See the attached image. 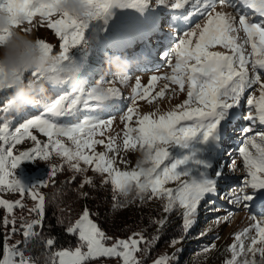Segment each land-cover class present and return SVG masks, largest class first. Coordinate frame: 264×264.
<instances>
[{"label":"snow or ice","instance_id":"obj_1","mask_svg":"<svg viewBox=\"0 0 264 264\" xmlns=\"http://www.w3.org/2000/svg\"><path fill=\"white\" fill-rule=\"evenodd\" d=\"M87 2L93 8L90 13L93 21L102 20L107 25L115 14L113 9L134 10L148 20L147 36L159 31L157 16L146 14L151 0H87ZM156 3L158 6L173 10H183L186 6H190L189 10L181 12L176 17V21L190 22L194 16H199L202 18V23H196L195 28L184 32L183 37L179 38L170 49V53L166 54L171 69L170 74L152 75L148 87H143L139 79L135 82L133 106L128 107L122 117L125 128L123 146L126 150L146 149L147 166H141L138 162L136 168L131 171H121L114 166L115 160L109 156V153L117 150L115 137L109 136L107 143L104 139H96L97 136L105 135V131L112 125L111 119L85 117L77 123L61 122L63 118L76 116L80 111V105L84 109L99 108L104 101L119 97L120 90L112 86L116 80L105 82L98 90L74 89L55 98L51 97L44 103L41 115L26 120L14 130L6 115L2 118L0 186L18 192L21 197L27 193L36 201L35 206L29 211L34 212L37 218L25 221L21 217L23 243L27 244L30 239L38 236L34 229L42 224L46 198L36 189L48 186V181L30 186L22 183L17 176V169L22 162L34 161L37 158L48 160L55 153L74 174L86 172L87 166H93L92 170L101 176L107 174L102 184L111 183L114 204L118 202L115 193L128 199L130 189L133 190L132 200L138 198L143 202L153 197L160 199L163 201L164 213L171 214L173 211H178L181 216L182 235L172 239L170 243L174 245L182 242L197 223L201 203L217 195L218 180L210 177L209 170L213 168V153H217L219 149L217 145L221 142L220 126L223 122H227L230 110L240 105L246 91L254 85H259V96L248 97L247 104L250 110L247 119L253 125L258 122L264 126V81L261 80V75L264 74V0H239V3L237 0H156ZM218 6L222 9H236L237 13L233 15L230 12L217 11ZM241 7L249 9L251 16L259 19H251L249 14L239 11ZM4 8L11 14L13 23L16 22L17 17H23L28 25L25 29L27 31L33 32V17L38 16L41 25L46 22V28L53 30L62 41L59 44L58 54L67 61L72 49L77 46H87L84 37L90 25L80 23L67 14L63 17L57 16L52 5L45 7L40 0H0V9ZM241 31L246 35L245 43L251 46L250 55H245L243 45L238 43ZM3 39L4 37L0 36V40ZM38 42L50 52H54L52 43L46 42V38L41 37ZM214 45H222L232 54L209 51L208 49ZM141 55L147 60L146 50ZM249 64L253 75H249ZM161 79L178 86L180 91H185L186 88L187 98L163 114H158L159 108L142 116L136 113V97L146 99L151 86ZM128 80L129 77H126L118 81L124 84ZM168 87L169 84L165 83L156 96L162 97ZM4 92L0 90V94ZM4 100L6 102L2 111L7 114L11 111V101L9 97L0 95V101ZM90 102L95 103L90 104ZM193 103L197 106L191 107ZM134 114L137 116V126L132 127L130 122ZM33 130L46 137V141L38 139L37 135L33 134ZM245 131L250 133L253 129L249 127ZM196 138L205 144L212 141L204 150V155L196 158L192 153L174 162L170 160L171 147L174 145L188 147ZM26 139L33 142V147L17 152V146ZM96 145H104L105 151L96 152ZM239 154L243 160L246 176L239 193L233 192L229 203L241 204L251 210L250 203L261 191H264V132H259L256 136H248L244 146L239 149ZM231 169L235 171V161L232 162ZM62 170V166L53 165L50 179ZM216 176L222 177V171H217ZM169 182H175L176 186L165 187ZM85 183L94 186L91 178L86 177L80 187ZM248 189L252 191L249 192ZM81 195L87 196V193ZM0 206L9 214L16 207H24L20 199L14 202L0 199ZM228 215L230 216L231 213ZM251 218L256 219L255 216ZM216 219L227 220L228 217ZM15 222V218L11 221L7 217L4 219V225H13L12 234L17 231L14 227ZM153 223L159 226L158 233L162 232L167 224V217L156 219ZM252 228L255 229L256 235L251 238L247 252L252 253L253 257L259 253L261 261H264V221H256ZM66 231L77 237L76 246L51 252L46 257L45 264H92L100 258L118 259L120 264H144L137 253L149 252L154 243L160 239L158 234L146 238L143 231L133 233L125 239H113L107 236L95 222L87 207L78 219L68 224ZM249 231L250 229L245 228L235 234V240L240 242V247L237 250L235 243L230 246L231 258L225 264H239L237 257L245 252L241 237ZM8 238L10 237H5V242L0 248V264H36V260L26 256L19 244L9 245ZM109 241H112L111 244L108 243ZM54 244V239L46 240V247L52 248ZM258 244L261 246L257 247ZM175 259V253L164 254L154 260L153 264H170ZM243 264H257V262L255 259L246 258Z\"/></svg>","mask_w":264,"mask_h":264},{"label":"rangeland","instance_id":"obj_2","mask_svg":"<svg viewBox=\"0 0 264 264\" xmlns=\"http://www.w3.org/2000/svg\"><path fill=\"white\" fill-rule=\"evenodd\" d=\"M237 3H239V0H237ZM189 9L190 6H186L185 9L177 12L178 10H173L169 7L158 6L156 0H151L149 11L146 14L149 16H157L159 31L152 33L150 36L146 35L148 20L144 16H141L134 10L122 11L113 9L115 14L108 21L107 25H105L102 20H98L90 24L84 37L87 41V46H77L69 53V62L79 69L80 75L83 76L84 73L88 74V76H83L87 82L86 90H90L97 84L98 81H100L102 85L105 84V82L116 80L112 78V73H105L104 71L106 53H119L121 55H127L135 61V66L130 70L128 82L121 84L118 80H116L115 84L112 85L120 90L119 97L104 101L99 108L84 109L83 106L80 105V111L76 114V116L62 122L77 123L85 117L104 120L111 119V127L105 131V135L103 137L97 136L96 139H104L105 143H107L109 136L115 137V147L117 150L110 152L109 156L115 160L114 166L121 171H131L136 168L140 155L138 148L136 150L131 148L126 150L123 146V133L125 128L122 117L126 114L127 108L133 106L132 97L134 96L133 89L135 88V82L139 79L143 87H148L152 75L164 76L165 74L171 73L168 59H166V54L170 53V49L174 47L179 38L183 37L184 32L195 28L196 23H202V18L199 16H194L190 22L184 20L176 21L177 16H171L172 13L179 15L181 12H185ZM217 11H226L232 13L233 15H236L237 13L236 9H222L219 6ZM239 11L247 13L251 16V13L247 8L241 7L239 8ZM251 19L258 20L259 18L251 16ZM25 24L28 26L26 22ZM32 27L33 32L37 35V37L46 38V42L50 41L53 45L54 53L58 54L60 51L59 44L62 43V41L59 40V37L55 35L53 30L46 28V22L44 25H41L40 18L38 16L33 17ZM245 40L246 35L243 31H241L239 33L238 43L243 45L245 55H250L251 46L250 44L245 43ZM141 42H145L146 44L149 43V45H151V51L153 52L157 66L150 68L147 64L142 65V63L146 61L140 58V55L143 52H138V47L136 46L141 44ZM208 50L212 52H226L228 54H232L229 49L224 48L222 45H214ZM248 68L249 75H253L251 64L248 65ZM261 80L264 81V74L261 75ZM165 83H168L169 87L164 90V95L162 97L156 96V93L161 90ZM173 89H175V92H173ZM258 89L259 85H254L252 88L248 89L242 97L240 105L230 110L229 119L227 122H223L220 126V133L222 136L223 134H230L229 130L231 126H233L232 122H236L238 124L237 128L239 129H236V131L238 130L239 132L229 138L232 140L230 142H234L235 144L233 148L234 152L230 157H227L226 150L220 146L221 143L217 145V147L219 146L217 153H213V161L216 163L214 164L213 162V168L209 170V175L210 177L218 180V193L201 203L196 223L197 228L199 229L198 231L201 232L200 243L202 244V254L206 259L205 264H225V262L231 258L230 246L235 243L237 245V250H239L240 242L235 240V234L242 232L245 228L250 229V231L245 236L241 237L245 252L237 257L239 264H243V261L246 258L248 260L255 259L257 264H261V257L259 253L253 257L252 253L247 252V248L251 245V238L256 235L255 229L252 228V225L255 224L256 221H264V191H261V193L258 194L250 203L251 210L244 208L241 204L229 203V198L232 193H239L244 177L246 176V170L243 166V160L239 154V149L244 146V142L248 136H256L257 133L264 132V126L260 125L258 122L253 125L247 119V114L250 110L249 105L247 104V99L252 95L258 97ZM153 97H155V99H153ZM186 98V88L185 91H180L178 86L161 79L158 80L155 85L151 86L149 96L146 99L136 97V113L142 116L143 114L154 112L157 108H159L158 114H163L164 112L175 108V105L182 103ZM149 100H151V103H149ZM94 103L95 102H90V104ZM196 106L197 105L195 103L191 105V107ZM36 116H32L22 122L16 123L12 126V129L14 130V128L19 124ZM136 119L137 116L134 114L133 120L130 122V126H137ZM249 127H252L253 129L250 133L245 131V129ZM33 134L37 135L38 139L41 141H46L47 139L35 130H33ZM257 140L259 142L258 137ZM65 143L69 142L65 141ZM211 143L212 141H209L205 144L202 143L199 138H196L190 142L188 147L174 145L169 149L170 160L174 162L175 160L182 159L185 155L192 153L195 154L196 158H200L204 155V150ZM32 147L33 142L26 139L22 144L17 146L16 151H24ZM251 150L253 152L255 151L254 149ZM95 151H105L104 145H96ZM49 159L61 160V158L56 156L55 153H53ZM233 161H235L236 164L235 171H232L231 169ZM87 168L88 170L83 173V180L86 177L90 178L94 175H100L92 170L93 166H87ZM217 171H222L223 176L217 177ZM42 172L43 163L37 158L34 161L22 162L20 167L17 169V176L22 183L23 176H31L32 185L42 181ZM32 175L34 176V179ZM106 175L107 174H104L103 177ZM175 186V182H169L165 185V187L173 188ZM36 190L42 194L41 187ZM248 191L251 192L252 190L248 189ZM0 199L10 202L20 199L22 204L26 203L31 208H33L36 204V201H34L29 194L26 193L23 197H21L18 192L9 191L3 186H0ZM5 211L7 219L11 221L14 218V212L9 214L6 209ZM229 213H231L230 216L228 215ZM79 215L75 218V220L79 218ZM225 216L228 217L227 220L221 219L217 221L216 219L217 217L223 218ZM252 216H255L256 219L253 220L251 218ZM23 218L26 219L25 221L28 220L27 216H24ZM31 220L33 219L29 217L28 221ZM22 233L23 229L21 236L24 238ZM130 235L126 237H119L118 239H125ZM6 236L10 237L7 239V243L9 245L17 244L20 239V234H12V232H6L5 237ZM108 243L111 244V242ZM260 246L261 245L259 244L257 245V247ZM92 264H120V261L113 258H100L93 261Z\"/></svg>","mask_w":264,"mask_h":264},{"label":"trees","instance_id":"obj_3","mask_svg":"<svg viewBox=\"0 0 264 264\" xmlns=\"http://www.w3.org/2000/svg\"><path fill=\"white\" fill-rule=\"evenodd\" d=\"M86 75L88 76L87 73L83 74L84 77ZM67 92H69V89L66 86L49 89L52 98ZM0 95L5 98L9 97L8 92ZM5 102L6 100L0 101V123L3 122L2 118L6 115V118L11 121V126L32 116L41 115L43 112V107H35L28 108L20 114L12 111L5 114L2 111ZM70 118H63L61 122ZM40 161L43 163L42 181H48V186L41 187L42 194L46 198L45 215L42 224L34 229L38 236L30 239L27 244L23 243L24 238L21 236V217L27 216L36 219V214L29 211L32 208L26 203L23 204V208L16 207L13 211L16 221L14 227L17 229L15 234H20L17 244H19L25 255L34 258L37 264H45L46 257L57 249L76 246L77 237L68 234L66 229L68 224L74 222L85 207L90 210L92 218L107 236L113 239L126 237L141 231H143L146 238L158 234L160 239L157 243H154L149 252L137 253L138 258L143 260L144 264H153V261L161 255H172L173 253H175L176 259L171 261L170 264H205L206 259L202 254V244L200 243L201 232L198 231L196 224L182 239V242H177L174 245L170 243L174 237H181L182 235L181 216L178 211H173L171 214L164 213L162 209L163 201L160 199L153 197L151 200L142 202L138 198L132 200V194H129V198L125 199L119 193H115L118 202L114 204V192L111 183L102 184L105 177L94 175L90 177L94 186L85 183L83 187H80L84 178L83 173L74 174L59 159H40ZM53 165L62 166L63 170L58 171L56 176L50 179ZM74 175L75 179H73ZM82 193H87V196L81 195ZM5 217V208L0 206V248L4 244L5 233L11 232L13 227L11 224L4 225ZM164 217H167V224L164 226L163 231L158 233L159 226L153 221ZM48 238L55 241L52 248L46 247Z\"/></svg>","mask_w":264,"mask_h":264},{"label":"clouds","instance_id":"obj_4","mask_svg":"<svg viewBox=\"0 0 264 264\" xmlns=\"http://www.w3.org/2000/svg\"><path fill=\"white\" fill-rule=\"evenodd\" d=\"M47 7L52 5L56 15L75 19L80 23L92 24L90 13L92 6L87 0H40ZM27 28L23 17H17L13 23L6 8L0 9V90L9 93L10 110L16 114L28 108L43 107L51 98L50 88L67 87L69 91L86 89V80L79 69L61 55L50 52L39 42V37ZM135 61L127 55L106 53L105 73L121 80L129 77ZM35 74V75H33ZM100 81L90 90H98ZM138 162L147 166L148 151L139 150ZM130 194L133 191L129 190ZM264 264V261H261Z\"/></svg>","mask_w":264,"mask_h":264},{"label":"bare ground","instance_id":"obj_5","mask_svg":"<svg viewBox=\"0 0 264 264\" xmlns=\"http://www.w3.org/2000/svg\"><path fill=\"white\" fill-rule=\"evenodd\" d=\"M178 12H179V10H178ZM137 47H138V52H145V50H146V52H147V60H145V58L143 57V56H141L140 55V58H142V59H144V61H146V62H144V63H142V65L143 64H147V65H149V64H153V63H155V58H154V56H153V53H152V51H151V45H149V43L148 44H146L145 42L144 43H142L141 42V44H138V45H136ZM150 49H149V48ZM232 153L234 152V149H232V151H231ZM229 154V153H228ZM31 182H32V180H31ZM26 220V219H25Z\"/></svg>","mask_w":264,"mask_h":264},{"label":"built area","instance_id":"obj_6","mask_svg":"<svg viewBox=\"0 0 264 264\" xmlns=\"http://www.w3.org/2000/svg\"><path fill=\"white\" fill-rule=\"evenodd\" d=\"M31 176L27 175V176H23V183L26 185H31Z\"/></svg>","mask_w":264,"mask_h":264},{"label":"crops","instance_id":"obj_7","mask_svg":"<svg viewBox=\"0 0 264 264\" xmlns=\"http://www.w3.org/2000/svg\"><path fill=\"white\" fill-rule=\"evenodd\" d=\"M14 216V215H13Z\"/></svg>","mask_w":264,"mask_h":264}]
</instances>
